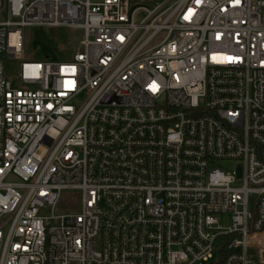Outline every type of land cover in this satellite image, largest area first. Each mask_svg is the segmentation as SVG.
<instances>
[{"label": "built area", "instance_id": "built-area-1", "mask_svg": "<svg viewBox=\"0 0 264 264\" xmlns=\"http://www.w3.org/2000/svg\"><path fill=\"white\" fill-rule=\"evenodd\" d=\"M0 264H264V0H0Z\"/></svg>", "mask_w": 264, "mask_h": 264}, {"label": "trees", "instance_id": "trees-1", "mask_svg": "<svg viewBox=\"0 0 264 264\" xmlns=\"http://www.w3.org/2000/svg\"><path fill=\"white\" fill-rule=\"evenodd\" d=\"M64 28L32 27L24 32L25 54L31 60H66L70 56ZM12 63L8 62L9 68Z\"/></svg>", "mask_w": 264, "mask_h": 264}, {"label": "rangeland", "instance_id": "rangeland-1", "mask_svg": "<svg viewBox=\"0 0 264 264\" xmlns=\"http://www.w3.org/2000/svg\"><path fill=\"white\" fill-rule=\"evenodd\" d=\"M164 0H131L132 5H145L148 7L153 6L156 3L159 2H163ZM173 2V1H172ZM171 3H167L166 6H170ZM140 13L136 15V18L138 19L140 17ZM65 31L67 32V38H68V42H69V47L68 49L70 50V54H68L69 56L71 55V53H73L77 47V41L78 38L82 35V31L80 30H72V29H68V28H64ZM235 165V161L230 160V161H226V162H221L218 161L216 163V166L219 167L220 169H223L225 171H230L233 169ZM63 197H64V201L63 204H68V208L69 211L71 210L72 212H78L80 209V203H79V199L77 198L76 194L73 191H64L63 192ZM57 213L60 212H64V210L62 211L60 208L56 209ZM219 240L216 241V245H218Z\"/></svg>", "mask_w": 264, "mask_h": 264}]
</instances>
